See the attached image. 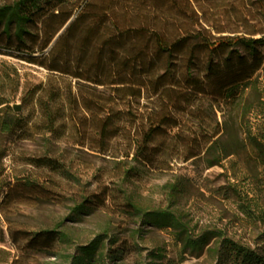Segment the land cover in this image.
<instances>
[{
    "label": "rangeland",
    "instance_id": "1",
    "mask_svg": "<svg viewBox=\"0 0 264 264\" xmlns=\"http://www.w3.org/2000/svg\"><path fill=\"white\" fill-rule=\"evenodd\" d=\"M13 1L0 0V5ZM62 1L55 18L31 29L37 51L71 16L45 55L81 12L85 15L59 47L60 54L65 48L73 51L94 17L101 15L107 17L96 25L102 27L101 32L115 21L123 33L120 45L106 53L111 61L131 54L128 46L133 35L126 28L135 18L136 23L146 20L152 26L160 25L167 33L202 31L212 39L264 38V0H86L89 6L84 10L79 7L80 0ZM89 38L93 41L94 34ZM90 43L85 51L92 60L94 46ZM7 47L6 37L0 34L1 107L9 106L13 114H21L31 136L10 143L2 160L11 188L0 206V264H69L70 256L78 253L77 247L98 235L103 237L100 251L104 256L95 264H229L218 263L215 255L207 252L221 238L264 258V168L237 147L244 133L256 132L261 125L256 109L264 100V46L260 49L262 65L235 105L203 95L190 98L180 95L179 90L171 94L176 106L172 109L167 103L170 96L160 102L143 98L139 105L133 104L132 112L138 116L153 109L161 112V117L170 116L161 120L155 142L163 151L154 154L147 166L133 161V152L125 157L122 137L107 146L91 140L94 120L111 108L125 111L123 103L128 97L117 96L112 86L93 84L94 71L85 76L87 81L79 80L74 73L50 72L40 66L39 51L29 57ZM227 55L224 51L217 56L223 60ZM206 57L201 51L197 53L200 75ZM130 66L120 65L116 70L107 65L99 74L102 84L112 82L115 75L129 82ZM176 73L179 75L181 69ZM83 97L92 104L84 105ZM13 105H19L20 112L15 113ZM46 111L56 118L53 127L47 125ZM133 118L120 121L126 131ZM134 121L137 125L140 119ZM216 139H221L222 145H232L233 154L211 165L218 154L207 148ZM43 158L52 162L45 164ZM171 187L177 191L172 193ZM84 198L92 201L91 210L73 216L72 209ZM128 200L144 211L174 212L193 236L210 233L212 237L199 255L183 251L172 228L142 225ZM53 229L67 234L68 242L43 233ZM156 253L161 258H156Z\"/></svg>",
    "mask_w": 264,
    "mask_h": 264
},
{
    "label": "trees",
    "instance_id": "2",
    "mask_svg": "<svg viewBox=\"0 0 264 264\" xmlns=\"http://www.w3.org/2000/svg\"><path fill=\"white\" fill-rule=\"evenodd\" d=\"M80 1L82 2L79 6L81 9L84 10L89 6V1ZM62 4V0H15L12 3L0 5V34L6 37L7 48L13 49L17 53H26L31 57L39 51L40 56L37 60H40V66L50 72L65 74L71 72L70 74L74 73V78L87 81L85 76L89 75L90 71H94L93 84L112 86L117 96L123 94L128 97V100L126 99L123 103L125 111H114L115 109L111 108L94 120L95 133L91 140L101 146H107L115 138L122 137L127 148L125 157H129V154L133 152L132 160L143 166L152 164L154 154L163 151L155 142L162 129L161 120L167 121L170 116L167 114L161 117V112L157 109H153L147 115L138 116L132 112L133 104L139 105L143 98L160 102L164 96H170L167 103L168 109H172L176 106L175 99L171 97V94L179 90L180 95L190 98L203 95L220 98L230 105H235L241 100L246 88L252 83V77L262 65L260 49L264 46V38L224 36L212 39L203 35L202 31L182 34L167 33L162 26L156 24L152 26V23L146 20L136 23L135 20L138 18L129 22L126 28L127 33L133 35L129 39L128 46L131 54L125 55L119 60L115 57L111 61L110 55L108 56L106 53L108 50L111 53L115 46L120 45L123 33L120 31V23L115 21H111L109 26H104L103 32H101L102 27L99 28L96 25L100 19L107 21V17L102 15L94 17V23L89 25L86 35L79 41L80 44L76 43L73 51L71 48H65L60 54L59 47L75 28L77 21L85 15V12H81L70 22L45 55L44 51L71 16L62 22L60 29L47 38L37 51L34 40L36 35L32 33L31 29L55 18L56 8ZM92 34H94L93 41L89 38ZM90 41V44L94 46L92 60L88 59L85 51V46ZM200 51L207 55L202 70L203 75H200L196 65L197 53ZM224 51H228V55L223 60L218 59L217 55ZM28 60L34 62V59ZM137 62L139 65L136 67ZM127 64L131 65L129 82L119 75H115L112 82L102 84L99 74L103 73L107 65L117 70L120 65L127 66ZM178 68L181 69L179 75L176 73ZM82 102L86 106L92 104L85 97L82 98ZM2 104L0 100V206L11 188V182L7 181L2 164L8 146L14 140H26L31 136L22 115L13 114L9 106L1 107ZM258 106L256 115L259 116L261 125H258L256 132L248 130L244 133L245 137L237 147H242L239 149L245 150L256 165L264 168V100ZM131 117H134L130 121L131 128L126 131L120 121L123 120L125 123ZM138 119L140 122L134 125V120ZM45 120L48 126L53 127L56 118L51 112L46 111ZM79 123L83 127V121ZM220 140L216 139L211 142L207 148L208 152H217L218 154L216 161L210 163L211 165L218 164L219 161L233 154L232 145H222ZM157 148L160 151L156 152ZM41 162L50 164L52 161L49 158H43ZM128 171L126 170L125 173ZM170 191L174 193L177 189L171 187ZM91 203L92 201L88 198H84L72 209V215L78 216L89 212ZM128 205L142 225H152L159 229L172 228L182 244L183 251L187 250L190 254H201L212 237L210 233L193 236L174 212L167 210L144 211L130 200H128ZM43 233L49 237L57 236L61 242H68V235L57 231V229ZM102 241L103 237L98 235L89 243L77 247L78 253L70 256L69 264H95L99 260V256H104L100 251L104 246ZM207 252H212L218 263L229 261V264H264L262 256L226 238H221L219 243L208 248ZM155 256L161 258L158 253Z\"/></svg>",
    "mask_w": 264,
    "mask_h": 264
},
{
    "label": "water",
    "instance_id": "3",
    "mask_svg": "<svg viewBox=\"0 0 264 264\" xmlns=\"http://www.w3.org/2000/svg\"><path fill=\"white\" fill-rule=\"evenodd\" d=\"M12 109H13V111H14L15 113L20 112V106H19V105H13V106H12Z\"/></svg>",
    "mask_w": 264,
    "mask_h": 264
}]
</instances>
